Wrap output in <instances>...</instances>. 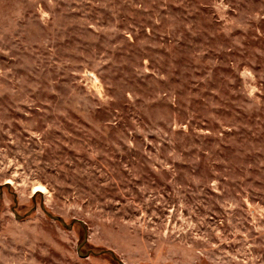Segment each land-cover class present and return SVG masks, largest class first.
<instances>
[{"label": "rangeland", "instance_id": "374dc122", "mask_svg": "<svg viewBox=\"0 0 264 264\" xmlns=\"http://www.w3.org/2000/svg\"><path fill=\"white\" fill-rule=\"evenodd\" d=\"M6 183L0 264H264V0H0Z\"/></svg>", "mask_w": 264, "mask_h": 264}, {"label": "water", "instance_id": "95a60500", "mask_svg": "<svg viewBox=\"0 0 264 264\" xmlns=\"http://www.w3.org/2000/svg\"><path fill=\"white\" fill-rule=\"evenodd\" d=\"M4 188H7L8 190L11 189V184L10 183H6L5 185L1 186L0 187V199L3 197V190ZM15 196V207L13 208V212L15 213L16 215V218L17 219H22L17 211H16V208L18 207V199H17V195L14 194ZM41 210L45 213V215L52 221L56 222V223H59L60 225H62L64 228H66L67 230H72L73 229V226L75 224H80L81 227H83L84 229V241L78 246V249H77V252H78V255L79 257L81 258H88L91 254L93 255H99L97 253H93L92 251H89L88 253L86 254H83L82 252V249L83 247L85 246V244L88 242V229L86 228V224L85 222L81 221V220H78V219H75L72 221V223L68 224L65 219H63L62 217L60 216H57V215H54L53 213L49 212L47 209H46V206H45V203L42 202L41 203ZM37 211V204L35 203V206L34 208L26 215V217H29L33 212ZM100 254H107V255H111L113 257V259L115 261H117L119 264H124L118 257L117 255L112 251V250H104L102 251Z\"/></svg>", "mask_w": 264, "mask_h": 264}, {"label": "bare ground", "instance_id": "6f19581e", "mask_svg": "<svg viewBox=\"0 0 264 264\" xmlns=\"http://www.w3.org/2000/svg\"><path fill=\"white\" fill-rule=\"evenodd\" d=\"M35 192H36V193H37V192L43 193V189H42V188H37V189L35 190Z\"/></svg>", "mask_w": 264, "mask_h": 264}, {"label": "trees", "instance_id": "16d2710c", "mask_svg": "<svg viewBox=\"0 0 264 264\" xmlns=\"http://www.w3.org/2000/svg\"><path fill=\"white\" fill-rule=\"evenodd\" d=\"M105 255H107V254H105ZM111 256V255H110ZM112 257V256H111ZM113 258V257H112Z\"/></svg>", "mask_w": 264, "mask_h": 264}]
</instances>
